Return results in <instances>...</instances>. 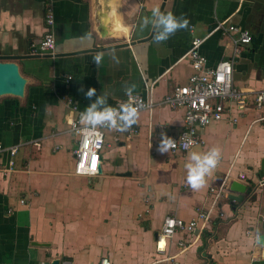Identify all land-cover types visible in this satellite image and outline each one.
Here are the masks:
<instances>
[{"label":"crops","instance_id":"0c3cea01","mask_svg":"<svg viewBox=\"0 0 264 264\" xmlns=\"http://www.w3.org/2000/svg\"><path fill=\"white\" fill-rule=\"evenodd\" d=\"M163 2L0 0V56L24 57L15 62L27 80L23 97L0 98V144L19 147L13 158L7 150L0 153V264H101L104 257L111 264L163 258L168 264H264V246L256 237L264 234V108L252 102L205 128L204 146L175 154L158 149L162 133L172 138L183 130L184 109L141 111L127 130H106L98 175L75 174L77 137L69 121L97 97H106L113 108L129 97L126 87L133 88L131 95L150 88L158 102L187 84L195 37L204 40L200 50L208 66L233 60L236 88L250 95L264 90V0H167L163 14L188 26L166 41L155 40L157 29L140 42L153 31L151 24L142 27L144 18ZM48 6L56 50L46 54L53 57L32 58L30 47L43 36ZM220 23L251 32L252 43L239 56L234 36L223 34ZM89 88L96 89L90 100L84 95ZM214 147L220 162L204 186L193 190L185 168L189 154ZM11 159L15 168L4 175ZM234 181L247 187L241 201L229 199L241 195L230 189ZM223 183L227 198L216 202L210 188ZM209 208L211 223L193 235L178 232L167 241L166 254L157 253L166 217L189 221Z\"/></svg>","mask_w":264,"mask_h":264},{"label":"built area","instance_id":"2783aa9c","mask_svg":"<svg viewBox=\"0 0 264 264\" xmlns=\"http://www.w3.org/2000/svg\"><path fill=\"white\" fill-rule=\"evenodd\" d=\"M54 11L48 6L45 13L44 32L41 39L33 43L30 47L31 55L54 54L56 50V38L54 33ZM223 34L233 35L234 53L239 56L245 46L252 43L253 37L248 29L238 26L225 27L224 23L219 24ZM201 38H193L191 48L188 53V60L193 69V73L185 85L175 86L171 93L166 94L163 99L156 102L150 94V88L145 93L134 94L126 99H121L113 107L120 111L122 106L131 103L136 107L138 113L145 110H153L158 106H168L172 109H184V128L171 139L175 142V147L168 149L171 153H187L195 147L204 146L205 142L201 132L209 125L223 120L230 114L233 107H245L252 102L258 109L264 108V90L257 91L250 95L236 88L233 83V60L225 59L214 67L208 66V60L202 54L200 47L203 43ZM71 77H68L70 79ZM74 112L77 110L69 101ZM123 113L120 112V115ZM119 122V116L116 117ZM232 123H237L238 119L232 117ZM71 132L77 137V145L74 150L75 174L81 176H96L100 172L102 162V151L105 146L106 130L113 129L107 126H92L81 122V113L69 121ZM194 143L185 148L188 140ZM18 146L5 148L0 144V153L7 150L11 157H15ZM15 168V161L11 159L8 168H4L2 173L8 175ZM245 179V175H240ZM259 186H264V176L259 181ZM226 184L219 187H211L210 193L217 201L226 199ZM22 203H24L22 201ZM217 204V203H215ZM213 209H204L196 213V216L186 221L184 219L168 216L163 222L160 233L157 237V253L166 254L167 241L172 239L178 232L195 234L206 227L213 219ZM221 217L223 212H219ZM256 237H259L256 234ZM180 245L186 247L185 242ZM169 258L158 259L154 264H168ZM101 264H111L110 260L104 257Z\"/></svg>","mask_w":264,"mask_h":264},{"label":"clouds","instance_id":"9594fccd","mask_svg":"<svg viewBox=\"0 0 264 264\" xmlns=\"http://www.w3.org/2000/svg\"><path fill=\"white\" fill-rule=\"evenodd\" d=\"M188 21L185 19H177L171 13L165 15L159 9L153 10L151 17L144 18L142 27H147L150 24L158 29L155 40L159 42L166 41L177 30L186 28ZM99 57L96 58L99 62ZM82 91V89H81ZM133 88L126 87L125 92L131 98ZM85 99H91L96 95L95 88H89L84 94ZM120 112L123 114L120 115ZM138 110L131 103L122 106L120 111L106 106V97H97V99L81 114V122L92 126H107L113 129L127 130L136 122ZM119 116V122L116 117ZM122 122V123H120ZM194 142L188 140L185 148L190 147ZM175 147L173 139L166 134H161V142L159 151L164 153L168 149ZM221 151L219 148H212L207 153L201 154L195 151L190 152L189 162L185 164L187 170V183L193 190H199L205 184L206 175H210L220 162Z\"/></svg>","mask_w":264,"mask_h":264},{"label":"water","instance_id":"95a60500","mask_svg":"<svg viewBox=\"0 0 264 264\" xmlns=\"http://www.w3.org/2000/svg\"><path fill=\"white\" fill-rule=\"evenodd\" d=\"M164 0L160 12L163 13L165 2ZM153 27V31L151 35L147 38L141 39L140 42L148 41L152 39L155 31ZM102 35L105 34V30L101 29ZM127 46V45H122ZM104 50V49H102ZM41 55H34V57H40ZM45 57H53V55H44ZM27 58L30 56H26ZM24 58L22 56H0V98L5 96H14V97H23L25 94L27 80L22 76L18 64L15 62L18 59ZM261 176H264V159L262 161L261 166ZM230 189L233 192L240 193L241 195L232 194L229 196V199L235 201H241L243 199V195L247 191V187L245 184L234 181L231 184ZM258 243L264 246V234L259 235ZM50 264H61L59 259H54Z\"/></svg>","mask_w":264,"mask_h":264}]
</instances>
